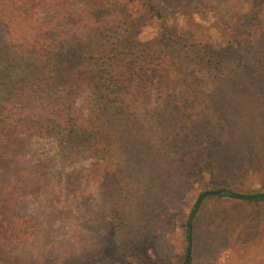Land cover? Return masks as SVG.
<instances>
[{
    "label": "rangeland",
    "instance_id": "rangeland-1",
    "mask_svg": "<svg viewBox=\"0 0 264 264\" xmlns=\"http://www.w3.org/2000/svg\"><path fill=\"white\" fill-rule=\"evenodd\" d=\"M183 1L197 10L201 40L219 55L208 71L182 44L150 45L167 51L186 81L190 106L178 126L161 130L150 125L149 112H136L129 120L135 144L117 136L114 150L104 146L79 160L66 158L58 141L41 133L26 132L14 147L0 145L7 173L0 178V264H183L187 220L202 193L264 192V64L247 66L241 21L230 26L235 8L224 0ZM166 11L165 20L141 17L145 27L137 39L169 27L184 30V17ZM125 14L141 16L136 8ZM115 27L92 45L113 47ZM78 46L67 43L55 53L58 83L83 64ZM18 70L23 76L35 68L22 62ZM220 123L227 129L224 145L215 141ZM210 152L218 165L213 173ZM193 219L192 264H264V202L210 196Z\"/></svg>",
    "mask_w": 264,
    "mask_h": 264
},
{
    "label": "trees",
    "instance_id": "trees-1",
    "mask_svg": "<svg viewBox=\"0 0 264 264\" xmlns=\"http://www.w3.org/2000/svg\"><path fill=\"white\" fill-rule=\"evenodd\" d=\"M224 1L236 9L230 26L233 21H241L247 66H262L264 0ZM170 2L0 0V145L14 147L26 132L41 133L57 140L66 158L79 160L95 156L104 146L114 150L117 136L135 144L138 137L129 120L136 112H149L146 118L158 129L178 126L180 113H187L190 106L186 81L176 75V64L167 51L151 50L150 45L161 40L163 44L168 40L174 46L182 44L188 48L190 59L208 71L219 52L201 40L202 26L194 21L198 13L191 7V1ZM129 8H136L141 16L125 14ZM168 9L173 10L172 16L184 17V30L169 27L150 40L137 39L145 27L141 17L147 21L165 20ZM110 12L109 17L101 19ZM114 12L117 15L111 18ZM114 26L118 34L115 39L112 37L113 47L106 41L101 48L92 45ZM134 36L136 39L129 42ZM72 42L82 44L76 56L83 64L72 67L68 75L65 73V81L60 84L53 73L54 65L57 66L55 53ZM7 47L17 53H11ZM132 48L136 51H129ZM22 62L35 71L20 76L15 69ZM215 138L217 144L224 145L227 129L223 123L218 126ZM1 161L0 178L7 175ZM209 166L212 173L218 168L212 152ZM217 190L222 192L221 197L233 194L226 189ZM252 196L250 202H264V192ZM12 198L10 195L5 201L11 203ZM186 236L192 237L188 229ZM186 264H192L191 256Z\"/></svg>",
    "mask_w": 264,
    "mask_h": 264
},
{
    "label": "water",
    "instance_id": "water-1",
    "mask_svg": "<svg viewBox=\"0 0 264 264\" xmlns=\"http://www.w3.org/2000/svg\"><path fill=\"white\" fill-rule=\"evenodd\" d=\"M210 196H222V192L220 190H210V191H206L204 193H202L198 200L196 201L190 215L189 218L187 220V229L188 231H190L191 229V222L193 217L195 216V214L197 213L202 201L206 198V197H210ZM223 197H227V198H233L236 200H244V201H250L252 200L253 196L252 195H243V194H237V193H233V194H228L226 196ZM190 252H191V240H190V236L188 237V242H187V251H186V255L184 258V262L183 264H186L189 260L190 257Z\"/></svg>",
    "mask_w": 264,
    "mask_h": 264
}]
</instances>
